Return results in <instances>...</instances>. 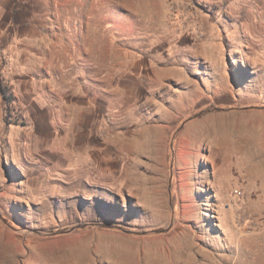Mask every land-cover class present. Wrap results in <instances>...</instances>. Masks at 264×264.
I'll use <instances>...</instances> for the list:
<instances>
[{"label": "rangeland", "instance_id": "obj_1", "mask_svg": "<svg viewBox=\"0 0 264 264\" xmlns=\"http://www.w3.org/2000/svg\"><path fill=\"white\" fill-rule=\"evenodd\" d=\"M0 87V264H264V0H0Z\"/></svg>", "mask_w": 264, "mask_h": 264}, {"label": "bare ground", "instance_id": "obj_2", "mask_svg": "<svg viewBox=\"0 0 264 264\" xmlns=\"http://www.w3.org/2000/svg\"><path fill=\"white\" fill-rule=\"evenodd\" d=\"M221 127H220V124H218V128H217V130H216V132H217V134H219L218 135V137L219 138H221L220 136H221V129H220ZM225 132V131H224ZM223 132V133H224ZM209 135L210 136H212V134L211 133H209ZM221 141H223V139L221 138ZM213 146V145H212ZM260 162H262V161H260ZM256 163V162H255ZM77 167H79V166H77ZM261 168V167H260ZM75 170H76V168L75 169H73V172H75ZM81 170V169H80ZM262 170V169H261ZM260 170V171H261ZM257 171V170H256ZM259 170H258V172H260ZM262 171H264V169L262 170ZM79 172V171H78ZM257 174V173H256ZM77 175V174H76ZM201 176V175H200ZM258 177V176H257ZM260 177H261V174H260ZM259 177V178H260ZM193 178V177H192ZM261 181V180H260ZM215 188V187H214ZM263 190V189H262ZM263 193V192H262ZM186 209V208H185ZM251 207H249V208H246V209H244V212H245V215H248L250 212H251ZM228 211H230V210H228ZM244 214V213H243ZM193 215V214H192ZM197 215H199V214H197ZM230 216H231V218H236L237 219V211H236V209H231V211H230ZM234 216V217H233ZM241 217V216H240ZM179 221H181V220H179ZM193 221V220H192ZM230 221L232 222V220L230 219ZM190 222V221H189ZM193 224V223H192ZM183 228V227H182ZM183 230H187V229H183ZM189 234V233H188ZM199 235V234H198ZM192 236V235H191ZM208 236V235H207ZM234 236H235V233H234ZM194 238V237H193ZM195 238H197V237H195ZM184 239V238H183ZM181 240V239H180ZM192 239H190V241H191ZM190 241H189V244H190ZM193 243V242H192ZM189 246V245H188ZM195 246V245H194ZM181 247V246H180ZM188 248V247H187ZM177 249V248H176ZM200 249V248H199ZM197 250V249H196ZM184 251V250H183ZM178 252V251H177ZM180 252V251H179ZM199 252V251H198ZM184 254V253H183ZM187 254H189V253H187ZM77 255V254H76ZM115 255V254H114ZM115 257V256H114ZM120 257V256H119ZM185 257V256H184ZM209 257V256H208ZM154 259H158V258H154ZM120 260V259H119ZM159 260V259H158ZM116 261V260H115ZM112 262H114V261H112ZM185 262V261H184ZM213 263H215V262H213ZM189 264V263H188Z\"/></svg>", "mask_w": 264, "mask_h": 264}, {"label": "trees", "instance_id": "obj_3", "mask_svg": "<svg viewBox=\"0 0 264 264\" xmlns=\"http://www.w3.org/2000/svg\"><path fill=\"white\" fill-rule=\"evenodd\" d=\"M0 94H1L3 101L5 102V109H6V111H8L11 100H9V98L5 97L4 90L1 87H0ZM6 117H7V114H6ZM85 225L87 226L88 224H85Z\"/></svg>", "mask_w": 264, "mask_h": 264}, {"label": "built area", "instance_id": "obj_4", "mask_svg": "<svg viewBox=\"0 0 264 264\" xmlns=\"http://www.w3.org/2000/svg\"><path fill=\"white\" fill-rule=\"evenodd\" d=\"M234 194H236L237 196H240L241 195V192L235 191Z\"/></svg>", "mask_w": 264, "mask_h": 264}]
</instances>
